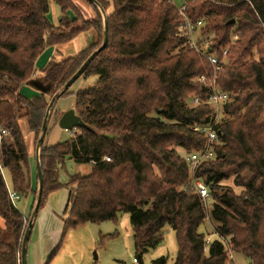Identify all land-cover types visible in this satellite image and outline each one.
Instances as JSON below:
<instances>
[{
	"label": "trees",
	"instance_id": "1",
	"mask_svg": "<svg viewBox=\"0 0 264 264\" xmlns=\"http://www.w3.org/2000/svg\"><path fill=\"white\" fill-rule=\"evenodd\" d=\"M52 1L62 8L59 25L48 17ZM98 1L111 9L109 44L83 75L97 76V82L76 93L79 114L96 131L81 128L83 133L71 140L43 147L40 209L50 193L67 185L58 167L69 157L93 164V171L70 178L68 184L76 189L71 190L65 231L87 222L118 220L128 212L141 256L164 241L168 224L179 243L174 264H234L227 241L251 264H264V0H186L189 17L204 20L198 40L208 42L207 51L221 60L217 84L229 94L218 124L216 155L195 175L210 188V211L180 151L191 153L206 144L207 134L194 128L214 118L213 106L206 103L212 87L197 78L213 77L214 65L185 45L174 1ZM89 3L97 19L79 25L77 19L84 17L74 0H0V127L10 132L1 143L0 215L6 227L0 228V264H20L29 222L11 198V191L19 195L18 201L28 197L32 187L20 120L28 118L39 135L50 102L45 93L30 99L20 88L47 48L92 28L103 34L102 14ZM72 8L78 13L75 20L68 15ZM91 54L83 50L43 69L56 83L55 92ZM196 97L201 102L193 105ZM4 169L11 174L12 190ZM233 177L245 188L242 195L222 184ZM207 218L218 235L210 244L200 230ZM167 262L161 257L152 264Z\"/></svg>",
	"mask_w": 264,
	"mask_h": 264
},
{
	"label": "rangeland",
	"instance_id": "2",
	"mask_svg": "<svg viewBox=\"0 0 264 264\" xmlns=\"http://www.w3.org/2000/svg\"><path fill=\"white\" fill-rule=\"evenodd\" d=\"M74 1H81L82 3H84V5L88 6L90 11L92 12L91 15H93L91 19H97L93 5H91L86 0ZM184 2L185 0H174V3L178 8L182 7L184 5ZM108 11L110 12L111 9ZM81 14L83 15V13ZM68 15L72 20H75L78 17L77 11L73 8L68 11ZM48 17L53 25H59L61 22L62 8L54 1L51 2ZM79 17L80 18L77 19L78 22L82 21L80 20L81 16ZM103 38L104 31L102 34L101 30L92 28L80 33L74 38V40L58 46H63L62 48H60V51L62 53L68 52V54H70V57H73L83 50H87V52L93 53L98 47L102 45ZM46 53L47 52L45 51L38 57L36 62V69H44L50 64L52 54ZM70 57L62 55L59 57V59H63L61 61L58 60L55 62L60 63ZM34 74L31 76V78L34 76ZM97 79V76H82L69 89V93L64 94L57 101L54 112L52 114V118L50 120L44 147L49 148L54 146V144L56 145L60 142L69 141L72 137H76L83 133L82 129L68 131L61 128L59 120L64 112L76 106V93L82 88L94 85L97 82ZM53 85V91L51 92V94L47 95L49 101L51 100L57 88L56 83L53 82ZM42 94H40L39 97H41ZM20 124L27 147L30 165L29 170L32 177V187L31 191L29 192V196L21 198L19 201H17V205L23 211L26 218L29 219L35 204L37 195L36 191L38 190L36 149L40 134H36V132L31 129L28 118L21 119ZM184 151L185 150L180 151L183 156L185 155ZM2 156V148L0 147V161L3 166L4 163ZM58 169L61 175L62 183L67 185H64L62 188L57 189L48 195L45 205L42 209H40L39 214L46 210L48 207H52L61 216H63L64 220H66L68 216H65V214L63 213L64 207L69 198L70 189L73 191L76 189L74 188L76 187L75 185L68 184L70 182V178L71 176L77 174L82 176L90 175L93 171V164L76 163L71 161L69 157H66L65 162L60 165ZM3 172L8 187L10 188V190H12L13 183L11 174L8 169H4ZM222 184L230 187L237 195H242L245 190L244 187L238 186L235 183L234 177L224 181ZM205 204L208 211H210L213 206L212 197L205 201ZM200 230L205 234L206 239L208 240V244L218 238V235H216L214 231V224L210 218H207L204 221V223L201 225ZM164 234L165 239L159 246L151 249L149 252L144 253L141 256L135 245L131 213L122 212L120 213L118 220H110L102 223L87 222L76 227L69 228L66 231L65 227H63L60 240L54 247L55 249L50 253L48 261L51 257H53L49 264H134V259L138 258L140 262L137 264H152L154 260L161 257H166L168 261L167 264H174L175 258L177 257L179 251L177 235L176 232L168 224L164 228ZM32 237L33 233L29 242V246L32 241ZM227 243L230 245L229 241H227ZM54 253L55 255L53 256ZM28 260L29 247L27 253V261ZM233 263L251 264V260L242 252H233Z\"/></svg>",
	"mask_w": 264,
	"mask_h": 264
},
{
	"label": "built area",
	"instance_id": "3",
	"mask_svg": "<svg viewBox=\"0 0 264 264\" xmlns=\"http://www.w3.org/2000/svg\"><path fill=\"white\" fill-rule=\"evenodd\" d=\"M178 10L180 12V17L182 18V23L179 27V35L186 38L185 45H190L191 48L196 49L202 56L206 57L214 65L216 70V74L213 77L203 74L197 78L199 82H202L205 85H210L212 87L209 99L207 100L206 103L211 104L213 106L214 118L208 125L196 126L194 128L196 131L204 132L207 134L206 144L202 149L191 153L185 152L184 155L185 159L190 165V170L192 176L194 177V185L196 186L197 191L200 193L202 198L205 201H207L209 198H211L210 188L204 181L195 179V175L198 168L201 166V164L204 161L213 159L216 155L215 143L219 137L218 124L222 120L223 105L229 100V94L221 91L217 84V78H218L217 71L221 69V60L217 55L209 53L207 51V48L209 47L208 42L205 45H202L198 40L199 31L204 26V20H198L197 22H194L189 17L188 3L186 0L184 2V5L178 8ZM227 53L228 50L224 52V55L226 56ZM191 102L193 105H198L200 104L201 99L199 97H196L192 99ZM9 134L10 132L7 129L0 127V147L2 143V138ZM106 159L111 160V158L109 157H107ZM0 167L3 169L1 161H0ZM11 198L14 202H16L19 199V195L11 191ZM228 246L231 251L230 258L233 259L232 247L229 244ZM139 262L140 261L138 258L134 259V264H137Z\"/></svg>",
	"mask_w": 264,
	"mask_h": 264
},
{
	"label": "water",
	"instance_id": "4",
	"mask_svg": "<svg viewBox=\"0 0 264 264\" xmlns=\"http://www.w3.org/2000/svg\"><path fill=\"white\" fill-rule=\"evenodd\" d=\"M94 4L96 7L99 8L104 22V38L102 45L97 48L89 57L88 59L83 63V65L80 67V69L73 75V77L65 83L64 86H62L57 92L54 93L52 96L46 115L43 121V126L40 132L39 140L37 143V149H36V168H37V179H38V190L36 195L35 204L33 207V211L31 213V216L29 218V222L27 225V228L25 230L23 240H22V248H21V255H20V264H28L27 261V253H28V247L29 242L31 240V236L37 221V217L41 208L42 204V198L44 193V185H45V177H44V170H43V163H42V153H43V147L44 143L47 137L48 129L50 120L52 118V114L55 109V105L57 101L76 83L85 73L89 65L95 60V58L104 50L107 48L109 44V19H108V13L107 10L103 7V5L98 0H86ZM77 8L83 13L84 19L80 21L79 25H83L84 21L90 20L92 16L86 11V9L79 4L78 1H76ZM86 17V18H85ZM235 22V19L232 20V23ZM60 127L68 130V131H74L75 129H81L85 128L90 131H96V129L88 124L84 118L79 114L77 106L69 109L68 111L64 112L59 120Z\"/></svg>",
	"mask_w": 264,
	"mask_h": 264
},
{
	"label": "crops",
	"instance_id": "5",
	"mask_svg": "<svg viewBox=\"0 0 264 264\" xmlns=\"http://www.w3.org/2000/svg\"><path fill=\"white\" fill-rule=\"evenodd\" d=\"M79 4L83 6L90 15L92 14L88 6L84 5V3H82L81 1L79 2ZM62 47L63 46H51L47 48L46 54L48 53L52 54L51 62L58 60L61 61L63 58L59 59V57L62 55H66L67 57H70V54H68V52L62 53L60 51V48ZM53 89H54L53 82H51L48 78H46L45 73L43 72V68H41L40 70L37 69L34 76L21 86L20 92L26 97L32 98V97H39L40 94L42 93L49 95L51 94ZM70 195H71V189L69 193V198L67 200V203L65 204L63 211L65 216H68L66 211L70 201ZM5 227H6L5 220L0 215V228H5ZM63 227H65V220L63 216H61L52 207H48L46 210H44L42 213L38 215L35 228L33 231L32 241L29 246L28 264L50 263V260L48 261V257L50 253L55 249L54 247L59 242L61 233L63 231Z\"/></svg>",
	"mask_w": 264,
	"mask_h": 264
}]
</instances>
